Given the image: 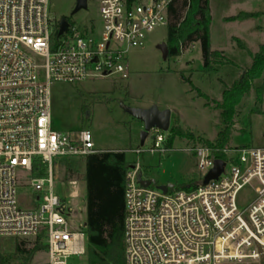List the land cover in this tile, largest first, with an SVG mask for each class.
Returning a JSON list of instances; mask_svg holds the SVG:
<instances>
[{"label":"built area","instance_id":"2783aa9c","mask_svg":"<svg viewBox=\"0 0 264 264\" xmlns=\"http://www.w3.org/2000/svg\"><path fill=\"white\" fill-rule=\"evenodd\" d=\"M175 1L98 0L101 26L67 21L60 36L51 0H0V238L40 241L47 264L87 256L86 231L73 228L74 210L53 192L55 166L100 152L91 131L54 129L51 87L128 79V53L169 25ZM32 54L45 59V82ZM149 136L151 152H163L167 133L152 129ZM194 152L204 177L166 193L143 187L139 163L131 166L126 264H264V149L205 146ZM216 161L225 163L224 170L205 185ZM19 169L28 181L20 179ZM245 195L251 197L243 201Z\"/></svg>","mask_w":264,"mask_h":264},{"label":"rangeland","instance_id":"374dc122","mask_svg":"<svg viewBox=\"0 0 264 264\" xmlns=\"http://www.w3.org/2000/svg\"><path fill=\"white\" fill-rule=\"evenodd\" d=\"M77 0H51L50 15L55 23L62 19L83 26L94 22L101 26L98 0H88V10L72 15ZM211 9V48L222 53L233 65L212 64L204 71L205 59L200 43L190 46L180 57L164 58L159 46L167 44L168 26L149 33L144 45L132 49L126 60L128 79L121 76L92 78L79 84H54L52 92V121L54 129L78 133L89 130L100 151L121 150L132 165L139 163L144 180L153 187H185L197 184L204 173L199 170V158L194 149L216 144L219 135L230 127L226 147L264 149V92L260 100L258 89L264 79L256 81L251 93L236 109L233 122H223L218 104L224 92L252 65L253 55L264 45V0H209ZM251 15L247 19H236ZM238 40L247 50L238 45ZM40 67L39 79L45 82V59L32 54ZM215 62H218L217 60ZM124 107L147 111H171V127H181L188 137L175 139L172 148L167 143L163 152H151L154 138L149 136L141 145L144 125ZM170 131L167 136H170ZM140 150L141 154L134 152ZM72 171L71 175L69 174ZM20 179L27 176L19 169ZM28 181V180H27ZM73 185L72 182H76ZM55 196L65 199L74 210L73 228L87 230V190L84 161L56 162ZM74 196V197H73ZM251 195L242 198L247 200ZM26 242L34 247V240L22 241L0 238V254L11 255L16 244ZM46 250L38 253L32 264H47ZM70 264H88V257H75Z\"/></svg>","mask_w":264,"mask_h":264},{"label":"trees","instance_id":"16d2710c","mask_svg":"<svg viewBox=\"0 0 264 264\" xmlns=\"http://www.w3.org/2000/svg\"><path fill=\"white\" fill-rule=\"evenodd\" d=\"M243 15L236 19H247ZM211 9L209 0H176L170 7L167 46L169 56L180 57L190 46L200 43L203 47L205 68L209 73L212 64L233 65L222 53L211 48ZM241 49L247 50L238 40ZM251 54L252 65L234 85L226 90L223 103L218 104L223 122L228 126L233 122L236 109L253 90L256 81L264 79V45L256 54ZM218 62H215V61ZM264 87L258 89L261 100ZM231 135L230 127L219 135L216 144L209 147L225 148ZM178 137H188L181 127L170 131L167 147L172 148ZM85 182L87 190V238L88 264H126L125 256V193L127 174L132 166L125 152H100L84 160ZM70 170L69 174L71 175ZM185 187H178L182 189ZM26 242L16 244L13 260L11 255L0 254V264H32L35 256L47 248L40 241L32 249Z\"/></svg>","mask_w":264,"mask_h":264},{"label":"water","instance_id":"95a60500","mask_svg":"<svg viewBox=\"0 0 264 264\" xmlns=\"http://www.w3.org/2000/svg\"><path fill=\"white\" fill-rule=\"evenodd\" d=\"M88 10V0H77L75 9L72 15H76L81 11ZM61 30L59 35H63L69 27V24L66 19H62L60 22ZM159 49L162 51L164 58H168L169 50L167 44H162L159 46ZM126 112L130 113L135 119L139 120L144 125V130L141 133V145L144 146L147 138L150 135L152 129H159L163 132L168 133L171 127V111H159L157 108H152L147 111H141L132 109L129 107H124ZM225 167V163L223 161H216L215 168L206 176L204 179V184L207 185L212 180H217V178L221 175ZM139 183L148 188L152 185V181L150 180H143V176L139 175L138 177ZM159 190L163 191L164 193L167 192L166 186L158 187Z\"/></svg>","mask_w":264,"mask_h":264},{"label":"crops","instance_id":"0c3cea01","mask_svg":"<svg viewBox=\"0 0 264 264\" xmlns=\"http://www.w3.org/2000/svg\"><path fill=\"white\" fill-rule=\"evenodd\" d=\"M96 146V145H95ZM97 149V148H96ZM98 150V149H97ZM99 152H109V151H100V150H98ZM110 151H116V152H118V151H120V152H123V151H121V150H110ZM75 184L74 185H76V183H77V181L76 182H74ZM195 185V184H194ZM188 186H193V185H188Z\"/></svg>","mask_w":264,"mask_h":264}]
</instances>
